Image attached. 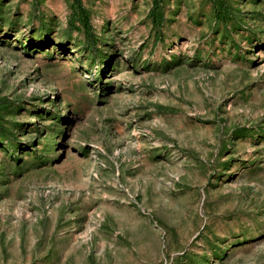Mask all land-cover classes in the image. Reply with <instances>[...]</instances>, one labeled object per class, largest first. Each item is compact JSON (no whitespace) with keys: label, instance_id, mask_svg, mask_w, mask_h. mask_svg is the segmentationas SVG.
I'll return each instance as SVG.
<instances>
[{"label":"rangeland","instance_id":"374dc122","mask_svg":"<svg viewBox=\"0 0 264 264\" xmlns=\"http://www.w3.org/2000/svg\"><path fill=\"white\" fill-rule=\"evenodd\" d=\"M0 264H264V0H0Z\"/></svg>","mask_w":264,"mask_h":264}]
</instances>
